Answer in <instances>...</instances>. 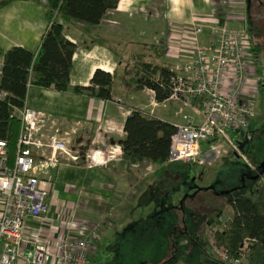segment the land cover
Wrapping results in <instances>:
<instances>
[{"label":"crops","instance_id":"1","mask_svg":"<svg viewBox=\"0 0 264 264\" xmlns=\"http://www.w3.org/2000/svg\"><path fill=\"white\" fill-rule=\"evenodd\" d=\"M44 1L14 0L0 8L2 51L14 46L36 51L46 24ZM247 3V0H118L116 7L108 10L97 25L62 22L64 37L75 45L69 84L86 86L94 69H101L112 74L110 100L27 86L25 104L49 116L59 136L66 141L68 152L83 160L81 164L61 162L44 168H38L39 158L35 160V175L50 193L49 208L47 214L25 220L22 249L33 242L52 249L60 237L75 236L79 229L88 227L76 225L86 222L84 216L105 222L110 208L120 207L127 194L138 187L145 176L158 181L177 172L167 170L157 175L156 166L146 160L127 165L119 159L108 160L92 166L88 165L86 155L96 148L114 151L119 147L118 140L124 135L122 124L132 108L173 125L181 124L180 117L179 122H175L155 113L158 107L170 101L156 103L150 89L136 87L133 81L136 64L173 66L191 46V37L181 33L182 29L200 26L197 41L204 44L208 40V27L234 28L232 24H241ZM145 33L152 46L162 47L163 61H156L154 55L147 61L145 52H134L129 55L132 59L128 68L122 67L116 76L124 60L116 50L142 44ZM115 80L116 87H124V93L113 88ZM146 108L150 110L147 112ZM174 112L172 116L177 117ZM190 118L198 121L193 112ZM244 139L247 140L246 134L234 137V141L243 142ZM48 179L52 184L47 186L44 181ZM75 217L81 218L80 222L74 221Z\"/></svg>","mask_w":264,"mask_h":264},{"label":"built area","instance_id":"2","mask_svg":"<svg viewBox=\"0 0 264 264\" xmlns=\"http://www.w3.org/2000/svg\"><path fill=\"white\" fill-rule=\"evenodd\" d=\"M200 32L201 27L196 25L181 30L191 37V46L168 68L170 94L167 100L191 108L198 117V121L193 122L189 116H180L182 123L176 125L170 137L168 157L171 161L199 155L202 145L218 156L222 151L221 141H226L236 151L237 145L229 132L246 134L247 120L252 114L255 56L249 37L241 28L210 26L207 42L200 44L197 41ZM1 65L0 60V68ZM4 96L0 90V99ZM18 116L20 125L11 163L7 159L6 142L0 139V264H89L88 255L101 236L99 222L79 229L75 236L60 237L52 249L39 247L34 242L22 249L25 220L45 215L49 208L50 193L35 175L32 154L39 156L38 168L54 166L63 158L73 163L79 156L68 152L66 141L45 113L27 106L24 101ZM99 150L103 149L96 148L86 155L88 165L106 162L101 157L93 158ZM108 152L109 160L120 159L119 147ZM218 249L214 251L220 259L234 264L240 263L248 253L245 241L234 258Z\"/></svg>","mask_w":264,"mask_h":264},{"label":"rangeland","instance_id":"3","mask_svg":"<svg viewBox=\"0 0 264 264\" xmlns=\"http://www.w3.org/2000/svg\"><path fill=\"white\" fill-rule=\"evenodd\" d=\"M247 1L241 24L231 27L243 29L250 38L249 45L259 47L256 55L252 52L256 57L252 67L263 85L256 89L258 96L252 101L246 142L241 149L236 146L235 151L221 141L218 156L202 145L199 155L184 160L183 171L170 173L158 181L151 176L142 178L120 207L110 208L105 222L84 216L86 222L76 223L78 227L101 224V236L88 255L89 264H234L217 256L211 233L230 218V202L235 197H255L264 174V0ZM146 35L135 48L116 50L124 58L116 76L122 67L128 68L132 59L129 55L134 52H145L147 61L153 55L156 61H163L162 47L152 46ZM117 84L115 80L113 88L124 93V87H116ZM143 101L146 103L147 98ZM157 110L155 113L175 122L183 114L192 117L189 107L173 101ZM46 184H52L51 180ZM73 220L80 222L81 218ZM238 264L247 262L243 258Z\"/></svg>","mask_w":264,"mask_h":264},{"label":"trees","instance_id":"4","mask_svg":"<svg viewBox=\"0 0 264 264\" xmlns=\"http://www.w3.org/2000/svg\"><path fill=\"white\" fill-rule=\"evenodd\" d=\"M14 0H0V8ZM118 0H45V28L35 52L14 46L6 51L0 49V90L5 94L0 99V139L7 145V159L11 163L14 142L19 130L18 112L24 104L27 86L50 88L55 91H70L76 95H87L102 100H110L112 74L94 69L89 84L70 85L69 74L75 45L62 32V22L80 23L94 26L100 23L108 10L114 9ZM250 41V38H249ZM250 49L256 55L259 47ZM133 81L137 88H147L153 92L156 103L166 101L170 94L167 66L147 62L136 64ZM196 104V101L192 102ZM10 111L13 112L10 115ZM124 135L118 140L120 161L133 164L149 161L157 175L167 170L180 171L185 162L169 160V142L176 125L132 108L122 124ZM231 138L237 132H229ZM34 161L39 156L32 154ZM62 162H70L60 159ZM79 157L73 163L81 164ZM71 163V162H70ZM231 216L219 229L211 233L212 245L223 250L228 257H236L241 244L246 242L247 264L264 262V174L256 187V195L235 197L231 202Z\"/></svg>","mask_w":264,"mask_h":264},{"label":"water","instance_id":"5","mask_svg":"<svg viewBox=\"0 0 264 264\" xmlns=\"http://www.w3.org/2000/svg\"><path fill=\"white\" fill-rule=\"evenodd\" d=\"M237 144L238 149H241L246 140L244 139L243 142L235 141ZM99 157L102 158L103 161H107L111 158V154L107 150H99L97 153L93 154L94 159H98Z\"/></svg>","mask_w":264,"mask_h":264},{"label":"flooded vegetation","instance_id":"6","mask_svg":"<svg viewBox=\"0 0 264 264\" xmlns=\"http://www.w3.org/2000/svg\"><path fill=\"white\" fill-rule=\"evenodd\" d=\"M256 58V57H255ZM256 61V59H255ZM263 84H262V78L258 76L257 74V71L255 70L254 73H253V84H252V87H253V91H252V101L254 100V98L256 96H258V94L256 93V89L261 87Z\"/></svg>","mask_w":264,"mask_h":264}]
</instances>
